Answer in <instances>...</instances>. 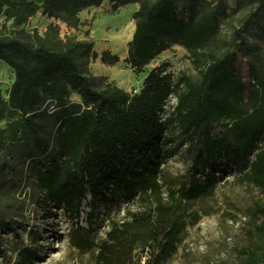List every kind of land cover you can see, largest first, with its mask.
<instances>
[{
  "label": "trees",
  "instance_id": "16d2710c",
  "mask_svg": "<svg viewBox=\"0 0 264 264\" xmlns=\"http://www.w3.org/2000/svg\"><path fill=\"white\" fill-rule=\"evenodd\" d=\"M105 0H42L43 14L77 27L79 15ZM264 6V0H246ZM15 0H0L13 6ZM26 1L23 0V3ZM113 10L137 4L133 15L135 31L128 43L125 63L137 74L174 45L190 54L199 82L185 74L175 76L164 63L150 70L138 93L130 94L113 83L95 86L97 77L86 71V63L99 54L94 44L67 40L47 43L38 31L17 29L0 38V60L15 74L5 102L0 93V111L8 107L18 115L32 135L27 148L30 166L46 199L64 209L71 220L82 216L88 193L106 198L110 169L119 168L112 192L128 203L148 199V209L129 211L121 221L112 220L105 238L81 239L78 248H88L90 264H163L183 241L189 224L199 213H189L187 203L205 193L211 183L183 185L164 190L161 166L168 151L162 139L172 123L189 143L192 173L198 166L214 168L224 158H243L256 148L254 159L242 181L258 188L264 196V82L253 77L247 84L237 69L244 34L257 10L241 19L232 42L220 37L221 23L240 7L229 9L222 1L209 0H111ZM30 12L36 2L30 1ZM187 4V15L180 5ZM241 6V5H240ZM185 8V7H184ZM104 51L101 61L116 65L120 58ZM84 62V63H82ZM77 94L82 102L71 99ZM175 96L170 116L165 107ZM55 130L48 132L47 122ZM54 137L52 141L51 138ZM57 150L61 160L36 167V158ZM0 173L14 176L11 163L0 159ZM130 174L131 176H129ZM252 244L241 251L240 264H264V204L248 211ZM14 231V223L0 212V255L2 234ZM24 245L22 242L20 243ZM30 260V250H21Z\"/></svg>",
  "mask_w": 264,
  "mask_h": 264
},
{
  "label": "rangeland",
  "instance_id": "374dc122",
  "mask_svg": "<svg viewBox=\"0 0 264 264\" xmlns=\"http://www.w3.org/2000/svg\"><path fill=\"white\" fill-rule=\"evenodd\" d=\"M13 6L0 3V38L11 37L15 30L38 31L46 37L47 43L65 42L69 39L87 41L94 44L99 54L97 59L86 63V71L97 77L95 86L102 88L113 83L130 94L138 93L148 72L164 63L175 76L185 74L193 82L200 78L191 62L190 54L183 47L174 45L153 60L145 70L137 74L125 63L127 49L114 46L113 38L134 29L133 15L137 4H130L113 10L111 0H105L99 7H91L79 15V24L68 27L61 20L43 14L42 0H15ZM35 1L36 9L27 3ZM216 5L222 1L229 9L240 7L236 15L228 17L220 26V37L232 42L234 32L240 21L250 12L257 10L256 18L244 34V43L238 53L237 69L247 84L255 77L264 82V6L249 4L246 0H209ZM241 5V6H240ZM187 4L180 5L182 15H187ZM185 7V8H184ZM107 51L118 55L120 61L109 66L102 63L101 54ZM84 63V62H82ZM110 70V71H109ZM119 74L125 80L122 85L113 75ZM15 80L12 68L0 60V93L8 101L9 90ZM71 99L82 102L81 98L71 94ZM177 104V98H168L165 114L170 116ZM48 132L54 131L53 121H48ZM32 135L25 129L22 119L8 107L0 111V159L11 163L14 176L0 173V212L14 223V231L2 234V249L6 257L0 255V264H90L88 248H78L81 239L98 241L105 238L112 220L121 222L128 217L129 211L140 212L148 209V199L135 200L128 204L120 192H112V184L119 168L110 169V185L103 190L102 196L93 199L88 193L82 207L79 220H71L64 209L46 199L30 166L28 141ZM162 139L168 141L162 151L168 156L161 166L160 181L164 190H177L185 185L197 187L210 182L209 189L187 203L189 213H199L200 220L189 224L183 241L177 252L163 264H240L241 251L254 241L250 235L248 211L256 204H264V196L253 185L243 182V175L249 170L256 148L243 158H224L214 168L203 169L200 165L192 173L190 145L181 135L176 123H172ZM54 140V137L51 138ZM61 160L57 150L50 155L36 158V167L46 166ZM131 176L130 174H128ZM132 177V176H131ZM23 243L22 246L20 243ZM26 247L30 250V260L22 254Z\"/></svg>",
  "mask_w": 264,
  "mask_h": 264
},
{
  "label": "bare ground",
  "instance_id": "6f19581e",
  "mask_svg": "<svg viewBox=\"0 0 264 264\" xmlns=\"http://www.w3.org/2000/svg\"><path fill=\"white\" fill-rule=\"evenodd\" d=\"M128 6V5H127ZM134 26V29L133 31L131 32V34H124L122 36H115L113 38V43H114V46L116 48H119V49H127V46H128V43L132 40V37H133V34H134V31H135V24L133 25ZM110 71V70H109ZM114 76V79H116L118 82H120L122 85H127L131 82V79L127 78L126 80L119 74H116V75H113Z\"/></svg>",
  "mask_w": 264,
  "mask_h": 264
}]
</instances>
